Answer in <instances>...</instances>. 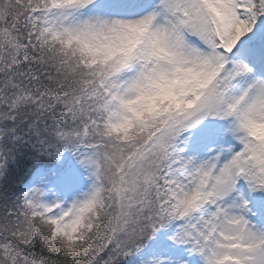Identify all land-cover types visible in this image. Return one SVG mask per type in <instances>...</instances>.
Listing matches in <instances>:
<instances>
[{"label": "snow or ice", "instance_id": "1", "mask_svg": "<svg viewBox=\"0 0 264 264\" xmlns=\"http://www.w3.org/2000/svg\"><path fill=\"white\" fill-rule=\"evenodd\" d=\"M0 264H264V0H0Z\"/></svg>", "mask_w": 264, "mask_h": 264}, {"label": "trees", "instance_id": "2", "mask_svg": "<svg viewBox=\"0 0 264 264\" xmlns=\"http://www.w3.org/2000/svg\"><path fill=\"white\" fill-rule=\"evenodd\" d=\"M26 167H27L26 165L21 164L20 172L13 179V183H16V180H18V179H23V177L26 175V171H25ZM39 251H40V247L37 246V248L35 249L36 254H39Z\"/></svg>", "mask_w": 264, "mask_h": 264}]
</instances>
